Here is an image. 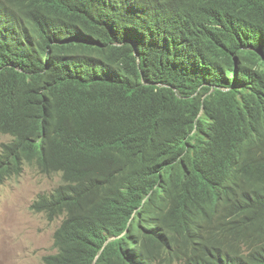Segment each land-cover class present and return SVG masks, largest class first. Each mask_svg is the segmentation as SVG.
I'll use <instances>...</instances> for the list:
<instances>
[{
  "label": "trees",
  "instance_id": "16d2710c",
  "mask_svg": "<svg viewBox=\"0 0 264 264\" xmlns=\"http://www.w3.org/2000/svg\"><path fill=\"white\" fill-rule=\"evenodd\" d=\"M0 130L47 264H264V0H0Z\"/></svg>",
  "mask_w": 264,
  "mask_h": 264
},
{
  "label": "rangeland",
  "instance_id": "374dc122",
  "mask_svg": "<svg viewBox=\"0 0 264 264\" xmlns=\"http://www.w3.org/2000/svg\"><path fill=\"white\" fill-rule=\"evenodd\" d=\"M10 137L0 133V151ZM62 182L59 175H43L34 167L0 187V264H44L55 252L54 235L60 221L49 222L31 210L39 195Z\"/></svg>",
  "mask_w": 264,
  "mask_h": 264
},
{
  "label": "clouds",
  "instance_id": "9594fccd",
  "mask_svg": "<svg viewBox=\"0 0 264 264\" xmlns=\"http://www.w3.org/2000/svg\"><path fill=\"white\" fill-rule=\"evenodd\" d=\"M0 133H2L3 135H6V136H9L10 137V141L4 143L1 147V151H0V155L2 154L3 150H4V146L7 145V144H10L11 142L14 141L15 137L10 135V134H6V133H3L1 130H0ZM34 167L36 168L41 174L43 175H48V176H52V175H59L61 176L62 178V182L59 184L58 187H56L54 190H52L51 192L49 193H44V194H41L38 196V198L32 203L31 205V210L37 214H43L45 215V217L47 218V220L49 222H55V221H60V225L59 227L57 228L56 232H55V235H54V250L55 252L53 253H50V254H47L45 257H44V264H47L46 263V258L49 257V256H52V255H56V254H60L61 253V249L58 246H56V234L58 232V230L62 227V225L64 226L65 222L68 220L66 218V215L63 214V215H58V214H55V213H52L51 211L47 210L46 208H44V202L47 200V197H49L50 195L54 194L61 186L65 185L66 184V181L64 179V174L63 172H55V173H51V174H44L42 173L39 165L37 163H29V162H26L24 164V167H23V170L20 174L18 173H15V174H12V175H3L2 177H0V187L5 185L9 180L11 179H14V178H19L21 177L24 173H25V170H26V167ZM43 198V202H42V207H43V211H38L37 209L34 208V205L39 202L41 199ZM49 215H51L53 217V219H51L49 217ZM115 238L111 239V240H114ZM100 255L97 257L96 261L94 264H97V261L99 259Z\"/></svg>",
  "mask_w": 264,
  "mask_h": 264
}]
</instances>
